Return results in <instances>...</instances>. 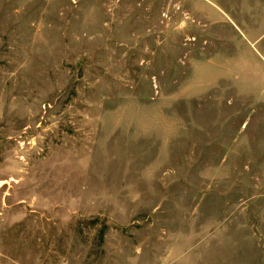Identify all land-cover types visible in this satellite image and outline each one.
I'll use <instances>...</instances> for the list:
<instances>
[{"label":"rangeland","instance_id":"374dc122","mask_svg":"<svg viewBox=\"0 0 264 264\" xmlns=\"http://www.w3.org/2000/svg\"><path fill=\"white\" fill-rule=\"evenodd\" d=\"M264 0H0V264H264Z\"/></svg>","mask_w":264,"mask_h":264},{"label":"built area","instance_id":"2783aa9c","mask_svg":"<svg viewBox=\"0 0 264 264\" xmlns=\"http://www.w3.org/2000/svg\"><path fill=\"white\" fill-rule=\"evenodd\" d=\"M263 59H264V57H263Z\"/></svg>","mask_w":264,"mask_h":264}]
</instances>
